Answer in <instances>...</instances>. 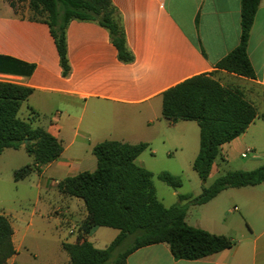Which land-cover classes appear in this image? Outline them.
Instances as JSON below:
<instances>
[{
	"label": "crops",
	"instance_id": "0c3cea01",
	"mask_svg": "<svg viewBox=\"0 0 264 264\" xmlns=\"http://www.w3.org/2000/svg\"><path fill=\"white\" fill-rule=\"evenodd\" d=\"M111 1L121 14L133 63L120 61L107 29L96 22L73 21L67 28L71 73L64 77L49 26L31 17L28 4L14 9L0 0V81L33 90L19 117L43 128L64 146L57 161L32 174L40 189H57L69 177L95 172L98 164L93 149L105 141L146 143L150 148L165 129L180 138L181 145H175L165 132L169 149L184 147L185 133L192 130L188 124L193 122L165 120L163 94L196 76L214 74L223 87L239 89L258 115H264V0L248 41L254 78L217 68L241 43L242 0ZM236 158L250 160L257 167L264 165V120L256 119L243 135L223 145L221 159L212 171ZM30 159L27 165L33 163ZM236 190L241 200L235 202L233 211L246 225H229V213L223 222L207 219L196 226L235 240L234 248L186 261L176 260L169 245L159 244L139 249L127 264H264V183ZM62 196L67 209L57 210V221L61 228H70V235L75 236L70 244H75L88 213L81 200ZM253 214L260 220L255 227L249 220ZM36 215L33 212L26 225L22 217L11 219L0 213L13 227L17 252L6 264H70L61 238L48 246L29 239Z\"/></svg>",
	"mask_w": 264,
	"mask_h": 264
},
{
	"label": "trees",
	"instance_id": "16d2710c",
	"mask_svg": "<svg viewBox=\"0 0 264 264\" xmlns=\"http://www.w3.org/2000/svg\"><path fill=\"white\" fill-rule=\"evenodd\" d=\"M14 8L25 0H6ZM261 0H242V36L239 47L217 66L228 73L254 78L248 56V41ZM31 17L47 24L60 56L63 76L71 73L68 59L67 28L73 21L96 22L107 29L117 48L119 59L130 64L134 56L128 49L120 12L111 0H28ZM33 69V67H31ZM33 93L31 88L0 81V155L7 149L25 148L33 163L14 173L16 182L57 161L64 152L63 143L31 121L19 117L21 108ZM163 118L173 124L196 122L200 129V151L193 170L203 183L213 166L221 159V148L243 135L259 116L255 107L237 88H226L214 74L200 75L169 89L163 94ZM37 114L33 112V117ZM149 148L146 143L131 145L105 141L96 145L95 172L69 177L57 185L67 197L81 200L88 213L75 244L63 243L70 264H127L139 249L167 244L176 260L196 261L234 248L237 242L189 226V207L202 206L229 189L256 187L264 183V165L253 171L229 172L201 195H180L179 203L167 208L159 200L153 184L154 175L137 164ZM159 179L178 190L180 176L164 172ZM100 228L118 230V237L105 249H96L88 237ZM14 230L5 216H0V264L17 254L13 244ZM134 244L120 252L130 240Z\"/></svg>",
	"mask_w": 264,
	"mask_h": 264
},
{
	"label": "rangeland",
	"instance_id": "374dc122",
	"mask_svg": "<svg viewBox=\"0 0 264 264\" xmlns=\"http://www.w3.org/2000/svg\"><path fill=\"white\" fill-rule=\"evenodd\" d=\"M28 0H25L22 7H27ZM23 113H25L23 111ZM165 123V122H164ZM192 130L184 141V147L169 149L170 144L165 140V132L175 142L181 145L180 138L175 133L163 129L161 135H157L154 144L145 151L138 159L137 164L153 173V184L156 189L157 197L166 207H172L179 203L180 195H192L198 197L203 189L210 187L214 182L225 176L229 172L253 171L260 167L254 165L252 161L236 158L233 162L219 166V170L212 171L208 181L203 183L197 173L193 170V160L197 152L200 151V130L196 122L188 124ZM159 129V128H158ZM179 132L178 134H183ZM174 139V140H173ZM157 150V153L153 152ZM0 157V213L8 214L9 218L22 217L25 224L29 222L33 212H36L35 224L32 235L29 239L34 243H42L44 246L52 245L54 241L61 240L68 244L75 241V236L70 235V228H61L56 214L58 209H67L65 198L58 194L57 189L45 190L38 187V178L31 175L28 179L16 182L14 173L30 163L31 159L25 149L4 151ZM171 153V156H168ZM168 172L175 176H180L183 186L179 190H174L159 179V175ZM236 189H229L222 192L213 202L202 206H191L187 212L186 223L196 227L203 224L204 220L211 219L223 222L229 216L227 223L236 226L235 223L246 225L238 213L234 212L235 202L239 199ZM62 213H59V215ZM250 217L251 224L255 227L258 215ZM198 228V227H196ZM119 231L111 228H100L91 236V243L96 249L107 248L119 235ZM56 237V238H54ZM134 244V240H128L120 252L125 251Z\"/></svg>",
	"mask_w": 264,
	"mask_h": 264
}]
</instances>
